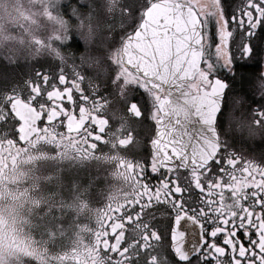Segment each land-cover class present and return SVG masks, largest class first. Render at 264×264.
Returning <instances> with one entry per match:
<instances>
[{
  "label": "flooded vegetation",
  "instance_id": "flooded-vegetation-1",
  "mask_svg": "<svg viewBox=\"0 0 264 264\" xmlns=\"http://www.w3.org/2000/svg\"><path fill=\"white\" fill-rule=\"evenodd\" d=\"M118 1L121 0L116 3ZM186 3L204 27L205 45L210 41L213 22L226 31V0H186ZM256 3L257 0H235L232 10L239 15L242 8L247 10L249 4ZM111 21L108 30L89 31L90 39L77 38L74 46L64 47L71 40L69 31L51 38L49 44L39 46L37 43L19 76L7 86L0 82V202L9 199L5 185L25 162H74L86 168L89 174L80 185L76 204L65 211L67 220L47 229L45 246L38 244L33 248L16 235L0 214V247L18 256L20 264H166L169 261L166 216L161 218L154 213L153 219H159V223L149 221L135 228L119 218L124 205L139 187L145 138L152 134L153 124L145 122L141 114L145 107L144 96L148 98L149 117L155 119L158 113L161 117L159 104L167 92L152 89L142 76L128 69H124L126 79L119 87L108 79L112 68L106 63V44L101 42L102 35L118 32L122 26L120 21ZM113 26L117 31H113ZM252 43L259 57L257 64L249 63L251 57L242 56L236 48L232 49L230 57L226 44L220 48L224 60L221 64L211 55V49L205 47L202 61L206 63L201 61L199 71L186 87L193 98L200 99L212 91L215 82H223H218L217 88L223 95L216 117V131L220 146L227 145L235 159L208 191L219 202L217 210L225 213V219L244 213L251 217L256 209L245 201L251 200L253 195L257 202L264 203V158L250 151L251 141L231 135L234 130L251 134L262 128L263 117L256 114L264 97V35L257 33ZM118 54L117 51L111 55L115 58ZM57 61L66 72L71 73L77 68L84 75L89 89L87 103L81 105L79 117L69 113L67 120L56 119L62 111L68 112L63 104L59 110L51 107L46 117L49 122L39 125L43 113L29 98V88L35 81L39 85L37 91H40L44 85L37 74L48 73L51 64ZM243 76L250 79L242 83ZM137 83L141 85L139 92L135 91ZM110 85V90L105 91ZM133 94L141 95L140 102L131 100ZM49 95L62 96L63 93L53 90ZM233 98L240 103L239 109L243 113L236 121L229 115V103ZM198 105L201 109L208 107L203 102ZM17 118L19 124L15 122ZM173 213L172 247L182 257L194 247L198 252L199 213L181 209H173ZM185 217L187 225L182 227ZM37 252L40 253L37 255ZM39 257L45 262H38ZM236 264H241L240 260Z\"/></svg>",
  "mask_w": 264,
  "mask_h": 264
},
{
  "label": "snow or ice",
  "instance_id": "snow-or-ice-1",
  "mask_svg": "<svg viewBox=\"0 0 264 264\" xmlns=\"http://www.w3.org/2000/svg\"><path fill=\"white\" fill-rule=\"evenodd\" d=\"M160 2L161 0H130L128 3H122L119 8V21L122 25L120 30L108 36L102 35L101 42L106 44V63L112 68L108 79L116 83L117 87L125 82L127 73L124 69L134 71L137 76H143L145 83L149 79L155 81L164 74V64L159 60H157L155 76H150L143 67L144 58L151 60V57L147 56V44L144 42L150 44L158 38H163L166 33L171 35L176 27L175 23L169 27L163 15L159 16L158 23L148 19L149 9ZM234 2L235 0H226V31L213 22L207 45L204 43L202 24L190 29L189 39L199 41L196 44L197 49L202 53L205 47L211 49V55L221 64H224V60L220 55V48L225 44L230 57L233 48L240 51L242 56L251 57L256 53L252 43L253 38L257 33L264 35V0H257L255 5L249 4L247 10L242 8L239 15L232 10ZM164 6L174 9L173 16L177 13L183 15L190 7L186 0H172L170 4ZM63 7L68 16L76 19L73 12H80L81 9L92 6L79 5L73 9L72 5L67 3ZM96 8L102 11L101 5L97 4ZM153 28L160 31L154 32ZM76 39L74 32L69 44H73ZM117 51L118 56L113 58L111 54ZM154 51L155 46H153ZM212 66L215 67V64ZM37 75L44 87L37 91L39 85L33 81L29 88V98L37 110L43 113L38 121L39 125L49 122L46 117L51 107L59 110L61 104L68 109V112L62 111L57 120H67L69 113L77 117L81 115V105L87 103L89 89L79 69L74 68L68 73L64 67H61V62L57 61L51 64L48 73ZM218 82L223 84L222 81ZM110 87L111 85L105 91H109ZM140 88L141 85L137 83L135 91L139 92ZM53 90H58L63 95H49ZM141 95L133 94L131 100L140 102ZM11 99L10 97L9 105ZM143 105L145 107L141 114L145 122L153 124L152 134L145 138L139 187L135 189L131 200L124 205L119 218L135 228L140 224L146 225L149 221L154 224L159 223V219H153L154 213L159 214L161 218L166 216L169 240L167 249L169 261L166 264H236L237 260H240L241 264H264V203L257 202L256 196L253 195L251 200L245 201L256 209L251 217L244 213L228 216L225 219V213L217 210L216 205L219 202L214 200L212 193L208 191L213 187L216 178L223 176L233 165L235 158L228 151L227 145L220 146L217 135L207 134L206 138L202 137L193 145L191 135L176 132L175 129L169 132L159 113L155 119H150L146 95ZM15 122L19 124V118ZM210 131L214 132V129ZM173 209L199 213L201 224L198 231V252L194 247L188 249L187 256L182 257L172 247ZM125 217L128 219L125 220ZM185 225H187V217L182 227ZM115 235L114 233L113 238ZM185 247L187 248V245ZM193 252L196 254L193 255Z\"/></svg>",
  "mask_w": 264,
  "mask_h": 264
},
{
  "label": "rangeland",
  "instance_id": "rangeland-1",
  "mask_svg": "<svg viewBox=\"0 0 264 264\" xmlns=\"http://www.w3.org/2000/svg\"><path fill=\"white\" fill-rule=\"evenodd\" d=\"M128 2L130 0L117 3L116 0H0L2 86L9 85L28 65L37 43H40L39 46L49 44L51 38L60 37L63 31H69L71 38L75 32L77 38L89 40V31H105L109 29L107 25L112 23L111 20L119 21V8L122 3ZM67 3H70L73 9L79 5L92 7L73 12L76 17L73 19L64 10L63 5ZM97 4L102 6V11L97 10ZM115 30L113 26V31ZM68 46H74V43ZM258 58L255 54L248 62L257 64ZM243 77L242 83L250 79ZM239 105L236 99H230L229 115L233 121L243 115ZM259 114L263 117L259 131L246 134L247 132L234 130L231 135L237 139L251 141L250 151L264 158V97L259 103L256 115ZM21 166L20 171L5 185L9 199L0 202V214L16 235L32 244L33 248L38 244L45 246L48 240L47 229L67 220L65 211L76 204L75 198L80 185L89 174L86 168L77 166L74 162H25ZM39 253L37 252V255ZM17 257L0 247V264H20L21 260ZM37 261L45 262L41 257L37 258Z\"/></svg>",
  "mask_w": 264,
  "mask_h": 264
},
{
  "label": "water",
  "instance_id": "water-1",
  "mask_svg": "<svg viewBox=\"0 0 264 264\" xmlns=\"http://www.w3.org/2000/svg\"><path fill=\"white\" fill-rule=\"evenodd\" d=\"M170 3L171 1L161 0L160 4H154L149 9V20L158 23L159 16L163 15L169 27L173 23L176 27L171 35L166 33L163 38H158L150 44L144 42L147 44V56L151 57V60L144 58L143 67L150 76H155L157 60L164 64V74L159 79L155 81L149 79L146 83L152 89H165L167 92L166 98L160 102L159 107L160 118L169 132L175 129L176 132L191 135L192 144L195 145L202 137L206 138V134L217 135L216 117L220 111L223 93L222 90L217 92L218 81L214 83L212 91L200 99L193 98L187 92L186 87L199 71L203 55L196 47L199 41L189 39L190 29L201 23L191 7H188L183 15L177 13L173 16L174 9L164 6ZM152 30L160 31L155 28ZM153 46H155L154 52ZM201 102L206 103L208 107L201 109L198 105ZM210 129H214V132Z\"/></svg>",
  "mask_w": 264,
  "mask_h": 264
}]
</instances>
